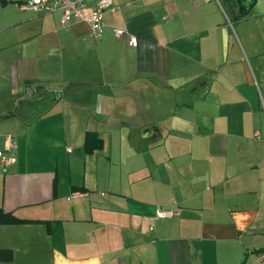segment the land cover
<instances>
[{"label": "crops", "instance_id": "0c3cea01", "mask_svg": "<svg viewBox=\"0 0 264 264\" xmlns=\"http://www.w3.org/2000/svg\"><path fill=\"white\" fill-rule=\"evenodd\" d=\"M21 1L0 0V264H262L264 0H112L97 39Z\"/></svg>", "mask_w": 264, "mask_h": 264}, {"label": "built area", "instance_id": "2783aa9c", "mask_svg": "<svg viewBox=\"0 0 264 264\" xmlns=\"http://www.w3.org/2000/svg\"><path fill=\"white\" fill-rule=\"evenodd\" d=\"M20 11H31L34 14H46L54 11H60V25H66L72 20L82 21L87 24L89 35L95 39L102 35L105 23L104 13L107 10L113 11L112 0H24L17 3ZM114 35L117 37L127 38L130 46L137 45V38L129 35L122 29H114ZM13 137L7 136V143L11 145ZM69 151V148H67ZM15 162L14 157L9 152L0 151V169L5 170L6 167ZM81 192H74L68 196V199L83 196ZM173 212L156 207L155 215L157 217H171ZM257 261L264 264V252L256 255Z\"/></svg>", "mask_w": 264, "mask_h": 264}, {"label": "water", "instance_id": "95a60500", "mask_svg": "<svg viewBox=\"0 0 264 264\" xmlns=\"http://www.w3.org/2000/svg\"><path fill=\"white\" fill-rule=\"evenodd\" d=\"M224 3L228 6V8L233 12V14H236L237 17H243L246 15V13L251 8L254 0H223ZM35 87L31 86L27 91V96L30 98V93L33 91ZM154 133H157L156 127H146L141 131V137L147 138L152 137Z\"/></svg>", "mask_w": 264, "mask_h": 264}, {"label": "trees", "instance_id": "16d2710c", "mask_svg": "<svg viewBox=\"0 0 264 264\" xmlns=\"http://www.w3.org/2000/svg\"><path fill=\"white\" fill-rule=\"evenodd\" d=\"M91 139H92L91 136H88L87 139H86V143H88V151H91L94 148L99 147V145L97 146L95 142L89 144V142H91ZM19 221H20L19 219L14 218L12 215H10V214H4V213H2L0 211V223L1 224L16 223V222H19ZM48 229H49L50 233H52L51 232V229L49 228V226H48ZM261 252H264V248L261 249L260 251H258L257 254H259Z\"/></svg>", "mask_w": 264, "mask_h": 264}, {"label": "rangeland", "instance_id": "374dc122", "mask_svg": "<svg viewBox=\"0 0 264 264\" xmlns=\"http://www.w3.org/2000/svg\"><path fill=\"white\" fill-rule=\"evenodd\" d=\"M136 144H141V140L139 138L134 141ZM145 159V156H142L141 154H137L135 152H132V150L124 151V167H128L131 164H138L141 163Z\"/></svg>", "mask_w": 264, "mask_h": 264}]
</instances>
